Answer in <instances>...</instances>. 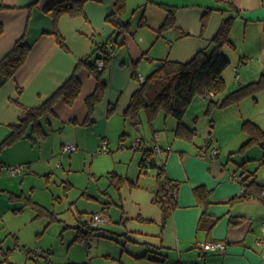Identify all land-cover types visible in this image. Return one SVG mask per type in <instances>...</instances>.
<instances>
[{
	"label": "crops",
	"instance_id": "0c3cea01",
	"mask_svg": "<svg viewBox=\"0 0 264 264\" xmlns=\"http://www.w3.org/2000/svg\"><path fill=\"white\" fill-rule=\"evenodd\" d=\"M49 1L0 0V3L7 5L0 10V22L4 27L0 34V59L21 37L26 36L34 42L26 62L0 87V142L13 132L27 108L38 107L48 100L72 76L82 58L88 56L97 44L106 42L115 34V26L107 20V15L115 9L114 0H86L85 15H63L59 18L58 30L66 44L63 46L53 32L52 13L44 9ZM126 5L123 21L131 24V14L138 16L148 31V40L146 42L143 38L137 42L126 34L123 45L110 47L113 58L105 73L107 88L103 99L95 105L91 114L86 99L96 89L97 79L87 68L78 69L77 74L83 84L79 97L71 105L63 99L58 100L48 120L41 119L47 136L57 129L65 134L60 142L53 140L51 150L54 153L61 152L62 146L68 141L76 142L79 147H99L100 150L104 140H114L119 136L120 145H128L126 141L121 142V135L127 131L124 113L142 77L145 78L160 60L188 61L198 51L209 47L225 18L234 17L230 32L233 45L227 44L223 48L230 64L223 72L226 90L216 99L220 101L231 91L257 80L264 72V0H126ZM167 8L175 10V25L159 33L168 14ZM205 14L209 15V21L205 31H202ZM136 62L140 80L133 76ZM201 97L204 98L197 101L195 109L197 112L208 111L210 100L206 95ZM111 107L114 108L112 111ZM191 117H197L196 113L191 114ZM175 120L171 126L177 131L179 122ZM184 124L193 130L194 127H190L185 118ZM155 135V142L166 148V143L161 142L157 131ZM247 135L246 141L249 139ZM143 138L138 137L136 141H146ZM22 141H27L23 145L29 151L41 148L45 143L24 138L11 145H19ZM175 144L170 145V148L176 153L168 155L162 163H165L167 176L179 184L178 206L164 227L161 225V214L160 230L151 232L137 229V233L151 239L157 238V241L138 237L134 240L142 242L139 244L141 246L136 253H129L134 257L148 253V257L140 258L150 261V264H264L262 194L256 192L247 199L232 203V199L244 191L241 181V185L237 184L234 175L232 178L235 181L229 180L224 168L216 162L209 164L205 160L207 152L204 159H199L188 153L194 150L187 151L189 149L186 146ZM261 149L263 154L260 158L263 157V161L260 167L254 171L247 170V160L254 158L250 155L240 167L241 173L247 176L254 173L248 181L256 179L257 183L264 185V172L263 177L259 176V170L264 168V148ZM99 150L95 155L102 153ZM142 156L143 151L141 155H134L139 169L137 180L133 182L136 188L143 187L140 178L147 172L145 169L141 171ZM214 156L211 151L210 157ZM19 160L26 163L27 168L33 169L31 163L34 160L28 157ZM15 162L6 157L4 160L0 158V172L8 170L7 166H14ZM115 174L126 178L123 174ZM124 183L125 180L121 187ZM198 185L212 190L208 206L201 204L195 195L194 188ZM151 193V203L156 204L153 201L156 189ZM97 198L101 206L95 208L92 215L108 213L111 200L103 196ZM137 218L144 223L158 221L143 211ZM216 241L226 244L225 252L219 249L203 250L200 247L201 244Z\"/></svg>",
	"mask_w": 264,
	"mask_h": 264
},
{
	"label": "rangeland",
	"instance_id": "374dc122",
	"mask_svg": "<svg viewBox=\"0 0 264 264\" xmlns=\"http://www.w3.org/2000/svg\"><path fill=\"white\" fill-rule=\"evenodd\" d=\"M131 17L127 37L137 42L144 38L147 42L146 27L138 16L131 14ZM263 92L247 95L227 107H213L209 112L196 111L197 101L204 98L198 96L185 115L190 127H194L191 136L176 134L171 126L175 118L164 110H160L151 121L142 109L138 126L126 120L125 141L128 145L121 146L120 137L116 136L114 140H108L109 151L98 155L95 153L99 147H79L70 141L64 144H77V150L62 155V146L61 152H52L53 140L60 142L65 135L60 129L41 139L45 143L34 151L25 150L23 144L27 141L2 148L0 158L16 162L14 166L6 165L8 170L0 172V264H150V261L134 257L129 252L136 253L141 246L142 242L134 240L138 237L157 241V238L151 239L136 231L161 229L162 208L151 203V192L158 188V168H145L147 172L140 178L143 187L134 186L139 173L134 155L142 153V148L133 146L134 142L138 137H145L142 145H155L158 143L155 142L157 131L161 142L166 143V148L162 146V152L157 155L159 163L176 153L170 148L176 143L175 146H186L187 151L194 150L188 153L199 159H204L200 154L207 152L205 160L222 166L229 180H234L232 175L245 178L247 175L241 173L240 165L249 155L255 158L247 160L249 171L256 170L263 161V157L260 158L263 152L258 145L241 150L248 138L242 128L245 119L264 128ZM192 112L197 117H191ZM213 149L217 151L211 158ZM26 157L35 161L31 163L34 165L32 170L19 160ZM19 165L23 167L15 175L10 168ZM116 172L126 177L120 189L115 181L118 179ZM263 172L264 168H261L260 177ZM235 182L241 185L239 181ZM99 196L111 200L108 204L111 210L104 213L106 220L103 223L91 224V233H86L80 218L88 220L95 208L101 206ZM140 211L158 221L141 222L137 218Z\"/></svg>",
	"mask_w": 264,
	"mask_h": 264
},
{
	"label": "trees",
	"instance_id": "16d2710c",
	"mask_svg": "<svg viewBox=\"0 0 264 264\" xmlns=\"http://www.w3.org/2000/svg\"><path fill=\"white\" fill-rule=\"evenodd\" d=\"M86 0H51L44 9L53 15V32L56 34L59 42L66 46L65 41L58 30L59 18L63 15L72 17L85 15L84 3ZM115 9L107 15V20L115 26V34L106 42L97 44L95 49L86 57L82 58L72 76L58 88V90L42 105L38 107L27 108L20 116L19 124L15 125L13 132L2 142L0 150L21 139L29 138L34 142L45 138L48 133L43 128L42 118L48 120V117L54 113L55 103L63 99L67 104H73L82 91V81L77 72L81 67H85L97 79V86L94 92L86 99V104L91 114L95 105L99 103L105 94L107 81L105 73L112 62L113 54L110 47L123 45L125 36L129 31L130 24L123 21L122 16L126 11V0H114ZM7 5L0 3V10ZM168 14L165 22L159 28V33L175 25V10L167 8ZM209 21V15L205 14L202 18V31H205ZM234 17L225 18L218 33L212 38L209 47L201 49L196 55L188 61L171 60L169 58L160 60V64L140 81L139 88L133 93L130 104L126 109L124 116L126 120L138 126L141 121V110L145 109L149 119L152 121L160 110L174 116L178 120L177 134L191 136L194 130L184 124L185 115L197 96L206 95L208 92H214L217 95L226 90V82L223 72L230 64V59L225 54L223 48L225 45H233L230 38V32L233 26ZM4 27L0 22V34ZM34 42L27 39L26 36L19 38L13 48L0 59V87L20 69L26 62ZM104 61L103 66L98 65V60ZM138 62L134 64V78L140 80L137 70ZM264 90V72L261 76L252 82L244 84L239 88L228 93L220 101L210 100L208 111L213 107H227L238 103L247 95H254ZM114 108L111 107L110 111ZM243 129L249 134V139L242 145L241 150H246L252 145H259L264 148V128L252 120H245ZM127 132L121 135V142H124ZM143 156L141 160V171L147 167L158 168L157 181L158 188L153 201L162 208L161 225L164 227L173 211L178 206L177 193L179 184L167 176L165 163H159L156 155L150 146L142 148ZM117 176V174H115ZM250 174L245 177L241 183L244 191L232 199V203L251 197L256 192L262 194L264 185L256 182V179L250 180ZM125 179L118 176L117 187H121ZM194 192L199 202L204 206L211 203L212 190L204 185H198ZM106 208V207H105ZM140 218V217H139ZM146 221H152L151 218H142ZM81 220V226H84V232L91 233L92 226L88 220ZM80 226V227H81ZM78 238H84L83 236ZM140 257H148L145 253Z\"/></svg>",
	"mask_w": 264,
	"mask_h": 264
},
{
	"label": "built area",
	"instance_id": "2783aa9c",
	"mask_svg": "<svg viewBox=\"0 0 264 264\" xmlns=\"http://www.w3.org/2000/svg\"><path fill=\"white\" fill-rule=\"evenodd\" d=\"M111 53H113V50H110ZM103 63L104 61L102 59H99L98 60V65L100 67L103 66ZM144 78L142 77V80ZM206 96L209 98V100L211 99H214L216 97V94L214 92H208L206 94ZM143 142L141 141H136L134 142L133 146L137 149L139 148H144V147H148L150 146L153 153L157 156L159 153H161L162 151V147L158 144L156 145H148V144H145V145H142ZM211 141L208 142V146L210 145ZM77 144H71V143H68V144H64L63 145V148H62V153H66V152H73L75 150H77ZM109 151V141L108 140H104L102 142V146L99 150V152H108ZM217 150L216 149H213L212 150V154H214ZM202 157H205L206 154H200ZM22 165H19L17 167H13V168H10L11 171H13L14 174H18L21 172V169H22ZM233 178L237 181H242L244 178L242 175H234ZM262 196L264 197V190L262 192ZM106 220L104 214H94L92 215L89 219H88V222L90 224H94V225H98L99 223L101 222H104ZM263 225H264V220H263ZM200 247L203 249V250H214V249H219L220 251L222 252H225L226 250V244L222 241H216V242H208V243H204V244H201Z\"/></svg>",
	"mask_w": 264,
	"mask_h": 264
},
{
	"label": "water",
	"instance_id": "95a60500",
	"mask_svg": "<svg viewBox=\"0 0 264 264\" xmlns=\"http://www.w3.org/2000/svg\"><path fill=\"white\" fill-rule=\"evenodd\" d=\"M160 64V62L158 61L157 63H156V65H159Z\"/></svg>",
	"mask_w": 264,
	"mask_h": 264
}]
</instances>
